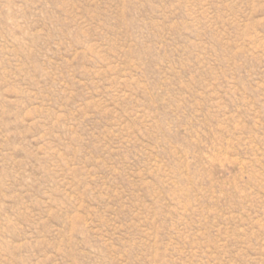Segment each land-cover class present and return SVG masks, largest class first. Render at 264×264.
<instances>
[{
	"label": "rangeland",
	"instance_id": "obj_1",
	"mask_svg": "<svg viewBox=\"0 0 264 264\" xmlns=\"http://www.w3.org/2000/svg\"><path fill=\"white\" fill-rule=\"evenodd\" d=\"M0 264H264V0H0Z\"/></svg>",
	"mask_w": 264,
	"mask_h": 264
}]
</instances>
